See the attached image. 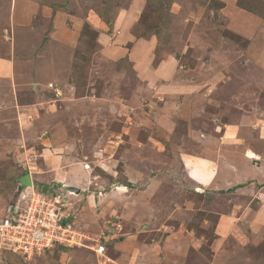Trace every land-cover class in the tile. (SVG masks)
Listing matches in <instances>:
<instances>
[{"label":"rangeland","instance_id":"obj_1","mask_svg":"<svg viewBox=\"0 0 264 264\" xmlns=\"http://www.w3.org/2000/svg\"><path fill=\"white\" fill-rule=\"evenodd\" d=\"M26 1L29 24L0 12V220L31 172L23 187L62 192L83 243L105 252L27 261L0 249V264H264V219L249 210L264 189L204 188L264 167L251 132L264 118V0ZM179 83L192 85L194 114ZM82 167L88 177L68 194V173ZM169 234L174 247L187 239L182 255L166 250Z\"/></svg>","mask_w":264,"mask_h":264},{"label":"built area","instance_id":"obj_2","mask_svg":"<svg viewBox=\"0 0 264 264\" xmlns=\"http://www.w3.org/2000/svg\"><path fill=\"white\" fill-rule=\"evenodd\" d=\"M27 187L6 206V215L0 220V249H6L25 260L49 252L56 246L72 248L85 246L96 254H104L102 242L83 243V232L66 220L64 194L47 196ZM67 193L68 190H66Z\"/></svg>","mask_w":264,"mask_h":264},{"label":"crops","instance_id":"obj_3","mask_svg":"<svg viewBox=\"0 0 264 264\" xmlns=\"http://www.w3.org/2000/svg\"><path fill=\"white\" fill-rule=\"evenodd\" d=\"M32 9L33 8L29 6V4H28V2L26 0H22L21 3L20 4L18 3L17 6H16L15 0H0V12H1V14H3L2 12L6 13L5 14V17H6L5 20L6 21L10 20L9 21L10 23H12V22L15 23V24L18 23V25L29 24L31 22V17H32L31 10ZM55 36L56 35H54V32H50V34L48 32L46 35H44L45 38L47 37V38H50V39L51 38L55 39ZM22 37H23V39L25 38L24 41H26L28 38H31L30 35H27V33H26V35L22 34ZM50 42H52V41H50ZM46 49H48V48H46ZM167 63H170L171 66H173L172 65V61H170V60L167 61ZM164 64H166V63H164ZM169 71L171 72V70H169ZM172 71L173 72H171V73H174V69ZM190 86H192V85H189V84H184L183 85V84H180V83L177 86L173 85V87L178 88V90L180 92H183V96H182L181 100L182 101H184V100L187 101V102H184L185 103L184 106L188 105L190 114H194L196 112V106H194V105H195V102H196L197 99H195V95L194 94L189 93L190 90H191ZM216 109H217V111H219L218 107ZM180 114H181V110H180ZM263 121H264V118L262 119V121L259 124V126L258 125H257V127H253L252 126V130H251L252 133L256 132L255 138L257 137V140L260 141V142H264V126H262L263 125ZM231 130H232L231 126L229 127V131H227V129L225 130L223 128V134L225 133V136L221 135L222 137L220 136V138H223L222 140L227 142L228 139H229L228 136L230 137V135H231V132H232ZM204 136L205 137H209V135L208 136L204 135ZM231 143H234V141L231 142ZM234 147H236V144H230L229 145V148H234ZM209 150H210V146H208L206 142H204V145L203 144L200 145V151L202 152V154H210V155L214 154V153L209 152ZM222 157L225 159V162H227V164L229 163V166L228 165L225 166V172H228V171H231V170L233 171V168L235 169V165L232 166V163H235L236 159H234L233 156L226 155L225 152L222 153ZM259 165L260 166L249 165L247 167V169L244 171V178L243 179H245V180L240 179L239 177L231 178L229 176V174H226L225 176L220 178L219 181L217 180V182H215L214 179H212L211 181L210 180L206 181V185L207 186H205L204 188L205 189L207 188V189H216V190H226V189L232 188L234 185L241 184L243 182V186L240 187L241 190H243L245 192H251L252 194H255V192H256V194H260L263 191V189H264V186H262L261 188L258 187L259 185H262L264 183V167L261 164H259ZM82 168H83L82 170L78 169V171L77 170H73L74 173L73 172L68 173V176H69V177L67 176L68 180H66V182H64V183L71 184L72 186L77 185L79 182L77 183V182H74V181L70 180V177L75 175L77 178L79 177V179H80V177L82 178L85 175L84 171L87 172L86 168H84V167H82ZM23 174L26 175V179L24 180L25 184H23V185L17 184V186L20 187V188H21V186L23 187L25 185H29L33 181V177H32V173L31 172L30 173L24 172ZM56 174L58 175V177L61 178L59 173H56ZM18 175H20V174H18ZM44 176H45L44 177L45 179H43V180L39 179V180H41L40 182H44V184H46V182H48L47 181L48 177H47V175H44ZM55 179H57L56 176H55ZM245 181H248V183L244 184ZM204 184H205V182H204ZM197 190L198 191H202V188L198 187ZM260 195H262V194H260ZM256 198H257V200H259V198H260L259 195L258 196L256 195ZM233 210H236V209L234 208ZM249 210L252 211L253 214H257L258 215L257 216L258 220H263L264 219V204L261 203L258 206V210H254L252 208H249ZM218 220H220V217H219ZM176 224L177 223H173V225H176ZM180 224L181 223L177 224L178 228L180 227ZM167 228L169 229L170 225L166 226V228L164 230H167ZM170 233H173L172 230H170ZM173 238L174 237L169 234V240H168V244H167L168 246H167L166 250L167 251H171L172 250L175 254L177 253L178 256L182 255L180 252L184 249V244L181 243V242H184L187 239H183V240L177 241L176 243H174V245H175V247H174V246H172ZM191 245L194 246V245H196V243L193 242V244H190L189 246H191ZM167 261H168L167 263H166L165 260H163L162 262H163V264H174V261L172 259L171 260L169 259ZM151 263L155 264L154 261H152Z\"/></svg>","mask_w":264,"mask_h":264},{"label":"trees","instance_id":"obj_4","mask_svg":"<svg viewBox=\"0 0 264 264\" xmlns=\"http://www.w3.org/2000/svg\"><path fill=\"white\" fill-rule=\"evenodd\" d=\"M239 6H240V7H243L240 3H239ZM244 8H245V7H244ZM245 9H246V8H245ZM246 10H248V11H250V12H254V13H256V14H259L258 12L254 11V10H252V9H249V8H247ZM17 177H18V175H17ZM40 184H41V183H40ZM43 186H44V185H43ZM44 187H45V186H44ZM21 188H24V187L21 186ZM35 190H37V191H39L40 193H43V194H45V195H47V196H52V195H54L55 193H57V191L54 190L52 187H51L50 189H44V188L36 187ZM17 196H18V195H17ZM66 221L72 223V226H73V221L71 220V217H69ZM67 249H69V248H67V247H62V246H56V247H54L53 249H51L49 252L47 251L46 253H53V252H56V251L65 252ZM21 258H22V257H21ZM23 259H24V258H23Z\"/></svg>","mask_w":264,"mask_h":264},{"label":"bare ground","instance_id":"obj_5","mask_svg":"<svg viewBox=\"0 0 264 264\" xmlns=\"http://www.w3.org/2000/svg\"><path fill=\"white\" fill-rule=\"evenodd\" d=\"M87 173H88V172H86V174H85V179L88 177V176H87ZM74 177L77 179V177H76L75 175H73V177H72V176L70 177V180H72V181H74V182H81L80 180L73 179ZM78 178H79V177H78ZM123 188H124V186H123V185H120V186H117V187L115 188V190H116V192H121ZM72 192H73V191H70V193H68V194H72ZM73 193H74V192H73ZM74 195H75V194H74Z\"/></svg>","mask_w":264,"mask_h":264},{"label":"clouds","instance_id":"obj_6","mask_svg":"<svg viewBox=\"0 0 264 264\" xmlns=\"http://www.w3.org/2000/svg\"><path fill=\"white\" fill-rule=\"evenodd\" d=\"M68 186H72V185H65V184H63V188L64 189H66V190H68V191H72V190H70V189H68ZM28 187H30V186H28ZM75 187V186H74ZM24 188H27V187H24ZM24 188H22L23 190H24ZM22 189L20 190V191H22ZM67 195V194H66Z\"/></svg>","mask_w":264,"mask_h":264},{"label":"water","instance_id":"obj_7","mask_svg":"<svg viewBox=\"0 0 264 264\" xmlns=\"http://www.w3.org/2000/svg\"><path fill=\"white\" fill-rule=\"evenodd\" d=\"M68 189L75 190L76 192L79 191L78 187H74V186H68Z\"/></svg>","mask_w":264,"mask_h":264}]
</instances>
